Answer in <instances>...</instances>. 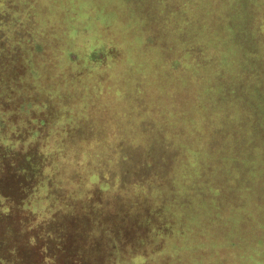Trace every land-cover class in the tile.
Wrapping results in <instances>:
<instances>
[{
	"label": "rangeland",
	"instance_id": "374dc122",
	"mask_svg": "<svg viewBox=\"0 0 264 264\" xmlns=\"http://www.w3.org/2000/svg\"><path fill=\"white\" fill-rule=\"evenodd\" d=\"M226 1L0 0V184L14 180L13 163L24 160L29 150L35 153L30 159L35 168L45 152V163L54 170L50 169L49 178L59 187L55 197L60 200L63 190L72 204L77 198L73 200L67 188L79 191L76 174H85L87 169L72 139L90 118L98 142L93 145L92 164L88 166L97 169L100 163L99 172H106L110 178L119 176L145 149H158L155 134L159 128L180 126L189 134L186 143L194 140L212 147L214 142V147L206 148L207 153L198 158V167L213 173L205 179L191 176L193 186L199 191L205 188L204 181L214 180V171L227 173L231 167L230 172H234L230 174L239 187L233 192L235 203L245 208L234 209L229 215L225 212L215 223L210 220L215 210L203 207L209 200H194L188 241L168 243L149 264H252L250 258H259L256 252L264 248V106L257 107L261 131L253 139L252 114L248 104L238 97L245 95L246 101H259L248 88L264 89V36L241 24L239 33L234 34L236 39L230 37L229 21L224 18L229 9ZM210 31L222 37L205 42L200 53L203 59L196 60L189 54L187 38H203ZM225 44L244 64L247 76L238 75L227 63V57L233 55L225 54ZM110 48L117 49L118 64L107 66L110 61L104 53ZM104 72L111 83L102 90L95 80ZM208 77L219 87L206 97L201 92ZM234 81L242 87L237 88ZM224 90L229 96L223 101L225 109L219 111L223 104H217L216 94ZM238 105L242 106L240 112H236ZM226 116L237 126L248 120L243 133L226 135L224 129L212 135V123ZM190 132L194 134L190 136ZM125 152L130 163L122 160ZM65 167L69 171H64ZM2 193L8 191L0 189V216L8 200ZM44 193L40 189L37 196L43 197ZM245 211L253 219L244 220L242 226L248 230L240 232V217ZM209 237H217L220 242L206 247ZM258 239L263 240L261 247L256 243ZM220 247L222 254L217 252ZM260 260L264 264V255ZM98 261L96 257L93 264Z\"/></svg>",
	"mask_w": 264,
	"mask_h": 264
},
{
	"label": "trees",
	"instance_id": "16d2710c",
	"mask_svg": "<svg viewBox=\"0 0 264 264\" xmlns=\"http://www.w3.org/2000/svg\"><path fill=\"white\" fill-rule=\"evenodd\" d=\"M219 1L224 3V0ZM225 3L229 5L224 18L226 22L229 21L227 29L230 37L236 39L234 34L239 33L241 24L248 31L259 30L264 36V27H261L264 25V0L259 2L258 0H228ZM233 19L237 22L234 23ZM219 34L210 31V35L203 38L197 35L194 38H187V43L190 44L189 54L196 57V60L202 61L201 54L205 42L219 41L222 37ZM234 44L237 45V43ZM232 49L231 46L224 45L226 55L231 53L235 56ZM116 52L117 49L112 48L105 51L104 57L110 61L107 66L118 64L115 61ZM233 56L227 57V63L235 67L238 75L247 76L244 67L242 68L244 64ZM242 56L244 57V53ZM122 62L123 60L120 61ZM206 80L208 84L200 92L207 97L208 94L216 92L219 85L213 83L209 77L205 79V83ZM95 81L102 90L108 88L111 83L107 72L101 73ZM236 83H238L237 88L242 87L240 82L234 81V84ZM248 89L255 93L254 96H257L258 102L246 101L245 95L238 98L248 104V112L252 114V134H255L252 138L256 139L261 131L258 128L260 124L257 122L256 111L258 106L261 105V108L264 106V89L262 90V87L259 89L258 86L255 87L257 92L251 87ZM228 93L224 90L221 94L220 92L216 94L217 104L219 101L223 104L222 108L218 107L219 111L226 107L223 101L228 98ZM230 102L228 101V104H231ZM235 106H237L236 103ZM241 107L238 105L236 112H240ZM4 114H6L5 111ZM217 119L218 123H212V135L224 129L227 131L226 135L241 134L246 127L244 122L248 121H242L237 126L230 123L229 116L217 117ZM91 122L92 118L75 133L72 139L73 145L78 147V153L84 156L85 164H87L85 174H76L75 182L77 186L78 184L81 186L78 188L79 191L67 188L73 200L77 198L72 204L71 197L66 196L63 190L60 200L55 197V191L59 187L52 184L49 178L50 169L53 170V168L45 163L48 158L45 152L40 155L39 159L42 162L38 167L36 165V168L30 161L35 154L31 150L29 155H25L24 160H15L13 163L14 180L10 183L2 181L0 184V189L8 191V194H1L8 200L0 216V221L4 222V226H0L2 235L0 264H25L28 260L30 262L32 260L33 264H93L96 257L99 258L98 264H140L142 261L143 264H149L167 248L168 243L177 239L188 241L191 236L189 223L192 222L189 214L196 208L194 200L203 198L209 200L208 203H203V207H212L215 210L214 214L217 218L213 212L210 213L212 222L216 219L219 222V215L225 212L229 215L234 209L245 208L244 205L238 206L235 203L234 194L238 192L236 189L239 187L235 185L234 175L230 174L234 172L233 169L230 172L231 167H228L227 173L214 171V180L204 181L206 189H200L201 192H205L204 194L193 186L191 176L200 179L204 176L205 179L208 174L213 173V170L209 168L200 169L198 158L206 154L208 148H213L214 142L212 147H209L210 144L206 147L204 143L194 142V140L186 143L185 139L189 137L186 129L175 125L170 130L165 129L164 126L161 130L157 127L159 132L155 134V137L158 140V149L151 150V147L145 149L142 154H139L140 158L131 162L119 176L110 178L106 172H99L101 171L98 168L101 166L100 163L96 164L98 170L88 166L92 164L90 158L93 156V145L98 142L96 126L94 124L92 126ZM87 125H89L88 128ZM240 131L242 132L239 133ZM37 132L38 130L34 131V134ZM190 133V136L194 134V132ZM223 137L226 136L223 135ZM102 141L100 139L99 144ZM255 143L254 141L252 144L255 145ZM109 148L111 149V145ZM128 159L129 154L125 152L122 160L130 163ZM64 171H69V168L65 167ZM84 185H87L84 192L79 194ZM40 189L46 193L39 198L37 194ZM13 191L16 194L14 196ZM249 218L253 219L247 211L240 217L238 228L240 232L248 230L242 225L244 220L247 221ZM221 219L223 220V217ZM199 229L201 233L202 229ZM207 240L206 247L208 243L211 245L213 242H220L217 237H209ZM186 241L183 244H186ZM256 243L261 247L263 240L258 239ZM201 247H204V243H201ZM221 250L223 248L220 247L217 252L222 254ZM232 252L233 249L230 253ZM256 253L259 254V258L252 256L250 258L253 260L252 264H263L260 259L264 255V248L262 252ZM92 254H94L93 258H91ZM167 262L171 264L170 261ZM167 262L164 264H168Z\"/></svg>",
	"mask_w": 264,
	"mask_h": 264
}]
</instances>
